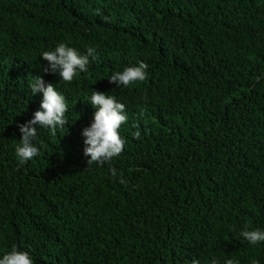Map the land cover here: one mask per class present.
Masks as SVG:
<instances>
[{"label": "trees", "instance_id": "16d2710c", "mask_svg": "<svg viewBox=\"0 0 264 264\" xmlns=\"http://www.w3.org/2000/svg\"><path fill=\"white\" fill-rule=\"evenodd\" d=\"M60 43L95 49L70 83L41 70ZM139 62L146 81L109 83ZM36 76L66 97L69 124L38 128L21 165ZM91 90L128 119L121 155L87 166ZM246 225L264 230V0H0V259L15 247L34 264H264Z\"/></svg>", "mask_w": 264, "mask_h": 264}, {"label": "clouds", "instance_id": "9594fccd", "mask_svg": "<svg viewBox=\"0 0 264 264\" xmlns=\"http://www.w3.org/2000/svg\"><path fill=\"white\" fill-rule=\"evenodd\" d=\"M107 19L105 17L106 21ZM94 53L95 49L92 47H87L86 54H83L74 47L60 43L54 51L42 53L40 58L47 63L41 66V70L45 74H55L60 80L70 83L80 73L88 71L89 58L95 59ZM148 68L149 65L139 62L137 65L125 67L123 71L114 72L108 81L117 87H128L135 82H144L149 78ZM30 90L32 95L41 93L42 100L39 110L33 113L32 118L17 125L21 136L15 152L21 165L39 155V148L34 144L38 128H48L52 135L56 134L57 129H62L66 134L65 126L69 124L66 119L68 111L66 97L56 91L54 84L46 83L42 76H36L30 84ZM89 103L97 110L93 113L90 126L84 127L81 132L85 145L83 154L88 157L87 166L94 163L102 165L121 155L125 148L126 141L120 135L119 129L128 119L126 106L115 97L97 90H91ZM134 136L139 139L140 132L136 131ZM110 172L113 177L117 176L115 168H111ZM119 182L125 183L122 175ZM240 235L253 245L264 242V230L259 228L248 230L246 225ZM0 264H34V260L28 252L14 247L3 255ZM191 264H200V261L194 259ZM211 264H218V261L213 258ZM225 264H234V261L228 259ZM252 264L259 262L253 260Z\"/></svg>", "mask_w": 264, "mask_h": 264}]
</instances>
